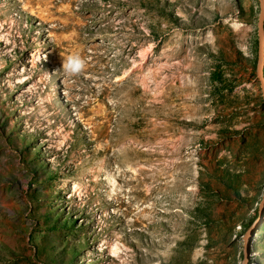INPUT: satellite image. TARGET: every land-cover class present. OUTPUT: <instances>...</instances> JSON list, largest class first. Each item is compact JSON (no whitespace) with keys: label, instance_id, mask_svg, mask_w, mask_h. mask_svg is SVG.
Masks as SVG:
<instances>
[{"label":"rangeland","instance_id":"rangeland-1","mask_svg":"<svg viewBox=\"0 0 264 264\" xmlns=\"http://www.w3.org/2000/svg\"><path fill=\"white\" fill-rule=\"evenodd\" d=\"M263 2L0 0V264H264Z\"/></svg>","mask_w":264,"mask_h":264},{"label":"clouds","instance_id":"clouds-1","mask_svg":"<svg viewBox=\"0 0 264 264\" xmlns=\"http://www.w3.org/2000/svg\"><path fill=\"white\" fill-rule=\"evenodd\" d=\"M63 67L66 72L71 68L72 74H79L85 69L86 61L79 55L69 56L66 61H64Z\"/></svg>","mask_w":264,"mask_h":264},{"label":"bare ground","instance_id":"bare-ground-1","mask_svg":"<svg viewBox=\"0 0 264 264\" xmlns=\"http://www.w3.org/2000/svg\"><path fill=\"white\" fill-rule=\"evenodd\" d=\"M21 1V0H20ZM263 2V0H262ZM264 4V2H263ZM25 13H30V14H34L33 13V9L31 8V6L27 3V5H23L21 8ZM37 15V14H36ZM39 15V14H38ZM4 34H7V32H5ZM1 40V39H0ZM47 56L44 54V52L42 51L41 48H37L35 53L33 54V59L35 60H46ZM32 62V60H31ZM18 79V78H17ZM16 81V80H15ZM18 81V80H17Z\"/></svg>","mask_w":264,"mask_h":264},{"label":"water","instance_id":"water-1","mask_svg":"<svg viewBox=\"0 0 264 264\" xmlns=\"http://www.w3.org/2000/svg\"><path fill=\"white\" fill-rule=\"evenodd\" d=\"M264 10V9H263Z\"/></svg>","mask_w":264,"mask_h":264}]
</instances>
